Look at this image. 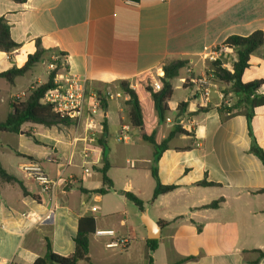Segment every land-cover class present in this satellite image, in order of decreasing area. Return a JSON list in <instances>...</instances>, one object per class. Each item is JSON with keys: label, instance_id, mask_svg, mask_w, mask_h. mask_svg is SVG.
<instances>
[{"label": "crops", "instance_id": "obj_1", "mask_svg": "<svg viewBox=\"0 0 264 264\" xmlns=\"http://www.w3.org/2000/svg\"><path fill=\"white\" fill-rule=\"evenodd\" d=\"M0 19L20 44L8 52L0 50V73L23 67L38 46L45 51L42 69L36 71L37 63L14 84L0 78V122L11 112V102L24 100L31 87L48 81L43 76L49 78L53 54L62 64L56 79L68 72L86 77L89 106L93 94L100 100L96 114L71 126L26 123L18 134L0 132V163L29 193L25 195L19 183L0 179V264H34L45 256L47 240L56 254L72 255L82 219L94 222L89 234L93 264H149L150 257L152 264H264V165L251 152L250 134L264 151V105L254 109L250 124L244 108L221 113L220 108L235 105L238 96L214 81L208 110L198 112L202 106L192 82L213 64L204 56L229 37L264 34V0H0ZM236 59L228 52L222 62L232 68ZM175 60L187 62L178 75L180 84L175 87L171 81L174 91L182 89V98L172 101L173 94L161 123L152 96L140 93L143 77L160 82L163 66ZM23 79L27 85H20ZM242 80L264 81V44L251 55ZM121 83L138 92L143 128L130 125ZM258 94L264 96V84ZM101 96L107 99L106 112ZM181 102L187 106L179 117ZM104 118L107 143L112 136L135 147L133 159L125 150L110 149L107 175L114 187L101 195L93 191L103 186L99 139ZM175 124L189 134L174 137L157 163L154 154L150 158L137 152L136 147L147 143L144 133L155 134L160 143ZM3 134L8 138L4 144ZM29 162L39 163L57 181L53 193L42 191L22 170ZM154 166L162 185L178 188L151 203ZM202 181L217 186H198ZM124 192L140 198L144 210ZM219 199L224 201L218 208H204ZM144 212L160 225L154 252ZM82 227L91 229L90 222ZM113 243L118 245L110 246ZM187 257L192 259L182 262Z\"/></svg>", "mask_w": 264, "mask_h": 264}, {"label": "trees", "instance_id": "obj_2", "mask_svg": "<svg viewBox=\"0 0 264 264\" xmlns=\"http://www.w3.org/2000/svg\"><path fill=\"white\" fill-rule=\"evenodd\" d=\"M18 3H24L27 0H13ZM264 44V34L261 31H257L250 36L240 37L231 36L225 41V45L229 53H235L237 56L236 61L233 64L232 70H227L223 68V62L217 61L212 64V70L214 75V81L221 82L226 86H229L231 91L238 96V100L235 105L231 107H221V113H240L241 109H245L244 114L247 117L248 123L253 117L254 109L258 106L264 105V96L259 95L258 91L264 84L263 80H256L249 83H244L242 80L245 70L249 67L251 55ZM20 44L13 41L11 38L10 26L4 19H0V50L11 51L13 49L19 48ZM45 51L37 47V51L29 55L27 62L21 68H12L9 71L0 73V78H4L10 84H14L18 77L24 76L31 68H33L37 63H39ZM57 68L50 72L48 81L41 85H34L28 90V96L24 100L15 99L11 102V112L4 122H0V132H12L20 133L21 128L26 123H33L42 125L47 128L56 126H71L74 121L70 118L60 117L53 111V108L49 104L42 102L45 94L50 90L55 88V79L57 77L58 71L61 68V57L56 62ZM187 66L186 61L175 60L166 63L163 66V74L160 78L162 88L159 91H155L148 88L150 92L155 108L158 112L160 122L166 121V115L169 112L168 102L171 100L174 89L172 87L171 81L178 77L179 72ZM121 90L128 96L127 104L130 107L129 120L130 125L133 128H143V111L141 102L138 96V92L131 88L129 83H121ZM226 93V92H225ZM187 103L181 102L178 106V116L181 117L185 113ZM101 107L106 112L107 111V99L101 96ZM209 107H199L198 112H205ZM102 137L99 139V144L104 151V167L101 170L102 173V183L103 186L94 193L101 195L109 193L113 190V182L107 175V170L110 167L106 158V135L108 134V124L106 118H104ZM188 131L183 129L180 124H175L173 130L170 134L162 141L157 142L156 135L143 134L142 138L144 141L149 143L154 148V160L155 163L158 162L161 155L165 150L169 148L170 142L174 137L178 135H188ZM252 137L251 152L257 156L264 165V151L258 145L255 137L250 131ZM152 177L156 182V188L151 199V203H154L156 199L164 194L175 191L177 185H162L158 178L157 167L154 166L151 169ZM0 179L7 183H19V179L8 173L0 163ZM198 186H217L215 183H209L202 181L197 183ZM25 195L29 193L22 186ZM86 192V190H85ZM125 197L132 202L139 211L144 210L143 201L131 192H124ZM223 199L212 202L211 204L205 206L204 208H218L222 203ZM84 221H89L91 229L84 230L82 223ZM94 232V222L92 219H82L80 220L79 230L75 237L76 249L72 255L62 256L56 254L51 246L49 240H47V252L44 257L38 258L34 264H93L89 256V234ZM148 245L151 252H154L158 247L157 240H148ZM192 257L185 258L182 262L191 260ZM149 264H152V258H149Z\"/></svg>", "mask_w": 264, "mask_h": 264}, {"label": "built area", "instance_id": "obj_3", "mask_svg": "<svg viewBox=\"0 0 264 264\" xmlns=\"http://www.w3.org/2000/svg\"><path fill=\"white\" fill-rule=\"evenodd\" d=\"M125 3H132V0H123ZM228 54V50L225 44L219 45L212 49L204 59L209 61L211 64L217 61H222L224 57ZM59 57H54L49 65L51 71L57 68L56 62ZM223 68L227 70H232L226 63L223 62ZM188 73H192L189 70ZM192 79V78H191ZM193 83L197 85V97L200 99V105L202 107H207L210 102L211 93L214 88V75L212 67H209L204 75L199 78L192 80ZM88 80L86 77L72 74L70 72L66 73L60 80H55V88L50 89L42 99V102L52 106L53 111L60 117L70 118L76 124L81 121L85 116L91 117L97 113V108L99 106L100 100L96 94L91 96L93 100L92 105L89 106L86 97ZM153 87L155 91H159L162 88L161 82H154ZM119 96V95H118ZM225 105H227L225 103ZM168 122L170 120L168 119ZM89 128H93L90 125ZM127 139V136H123L122 140ZM22 170L35 182H37L42 191L46 193H53L57 186V181L51 179L43 170L42 166L37 162H29L22 167ZM88 172V170H86ZM124 244V241H122ZM117 243H113L110 246H117Z\"/></svg>", "mask_w": 264, "mask_h": 264}, {"label": "rangeland", "instance_id": "obj_4", "mask_svg": "<svg viewBox=\"0 0 264 264\" xmlns=\"http://www.w3.org/2000/svg\"><path fill=\"white\" fill-rule=\"evenodd\" d=\"M54 57H56V55L55 54H53V58ZM58 57V56H57ZM45 58L47 59V57L45 56ZM53 58L51 57V59H50V63L52 62V60H53ZM49 62H48V64H49ZM44 66H42V64L41 63H38L37 64V68H36V71H38L39 69H42ZM51 71V70H50ZM180 76H178L177 78H175V79H173L172 80V84L176 87V86H178L180 83H179V80H180ZM143 79H144V82H143V88H142V90L140 91V93L144 96V95H146V96H149V95H151L150 94V92L148 91V88H151V89H153L154 90V87H153V82L154 81H151V80H149L147 77H143ZM48 80V75H44L43 76V81H47ZM21 82H20V85H22V83L23 82H25L24 84L25 85H27V81L26 80H20ZM161 82V81H160ZM23 84V85H24ZM22 90V89H21ZM20 91V90H19ZM21 92V91H20ZM227 93V92H226ZM228 94V93H227ZM182 96V89H177L176 88V90L174 91V96H173V98H172V101H177V100H179L180 98H182L181 97ZM229 99H227L229 102H231L232 104H234L235 102H236V100L235 99H233L232 97H228ZM173 114V113H172ZM171 114V115H172ZM166 126H168V124H166ZM165 126V127H166ZM158 134H159V132H158ZM2 138H1V141H2V143L3 142H8V138H7V136H5L4 134L1 136ZM9 137V136H8ZM113 142V143H115L114 144V146H112V145H110L109 143L110 142ZM4 144V143H3ZM142 146L141 147H136V150H137V152L138 153H141L142 155H146V156H148V157H152L153 156V154H154V148H153V146L152 145H150V144H148V143H143V144H141ZM135 146H131V145H124V144H122V143H120V142H118L116 139H115V137L114 138H112V136H110L109 137V141H108V143H107V148H106V155L108 156V154H109V152H110V149L112 148V151L113 150H115V149H117V150H119L120 151V149L121 150H125L126 151V153H130L131 155V159H133L134 158V156H132V155H134V154H132V153H134L133 152V148H134ZM9 153V152H8ZM137 161H135V163H136ZM136 164H138V162L136 163ZM128 167V166H127ZM133 173V175H136V173H137V175H138V172H132ZM139 173H143L144 174V171H142V172H139ZM125 175V174H124ZM151 181L153 182V180H152V178H151ZM129 205H131V207H134V205L133 204H129ZM140 257V256H139ZM138 257V258H139Z\"/></svg>", "mask_w": 264, "mask_h": 264}, {"label": "water", "instance_id": "obj_5", "mask_svg": "<svg viewBox=\"0 0 264 264\" xmlns=\"http://www.w3.org/2000/svg\"><path fill=\"white\" fill-rule=\"evenodd\" d=\"M143 222L147 226L149 231V239L155 240L159 238L158 231H160V225L152 220L147 212L143 213Z\"/></svg>", "mask_w": 264, "mask_h": 264}]
</instances>
